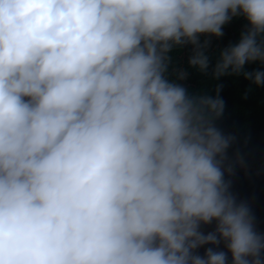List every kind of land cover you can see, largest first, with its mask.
Wrapping results in <instances>:
<instances>
[{
	"label": "clouds",
	"instance_id": "clouds-1",
	"mask_svg": "<svg viewBox=\"0 0 264 264\" xmlns=\"http://www.w3.org/2000/svg\"><path fill=\"white\" fill-rule=\"evenodd\" d=\"M241 16L212 76L264 86L244 70L264 64V0H0V264H264L225 179L222 86L167 76L187 46L207 75L210 37Z\"/></svg>",
	"mask_w": 264,
	"mask_h": 264
},
{
	"label": "trees",
	"instance_id": "trees-1",
	"mask_svg": "<svg viewBox=\"0 0 264 264\" xmlns=\"http://www.w3.org/2000/svg\"><path fill=\"white\" fill-rule=\"evenodd\" d=\"M247 21L241 17H235L223 27L226 33L219 39L211 40V45L207 49L210 57V67L208 74L201 73L198 69L189 67L188 58L191 54V47L174 48L169 54L171 63L168 68L167 76L170 80L183 84L191 95H215L218 85L222 86L220 96L225 102V110L217 121L216 126L226 135L231 134L236 137V141L228 149V162L234 164V174L229 176L225 174V179L231 181L230 191L239 201H246L255 216L257 231L264 233V203H258L257 197L262 196L264 202V181L262 174L258 170V162L255 161L254 150H259L260 160L264 165V124L261 127L249 129L250 126H256L258 120L257 112L264 108V86H256L250 80L241 75H226L220 79H214L212 76V67L219 59V52L229 44L239 41L241 32L246 28ZM224 32V31H223ZM206 37H201L203 41ZM186 70L187 79L177 80L179 70ZM245 71L255 70L264 71V64L260 62L248 63L245 65ZM253 114L247 124L243 121L242 111ZM249 130L250 135L247 133ZM239 153L244 160V166L235 165L236 154ZM261 192V193H260ZM252 199H249L251 198ZM249 199V200H248ZM214 222L211 225H202V230L207 233L214 229ZM212 247L205 245L198 249L200 255H203L205 248ZM221 250H225L223 244ZM229 264H231V254L229 253Z\"/></svg>",
	"mask_w": 264,
	"mask_h": 264
},
{
	"label": "rangeland",
	"instance_id": "rangeland-1",
	"mask_svg": "<svg viewBox=\"0 0 264 264\" xmlns=\"http://www.w3.org/2000/svg\"><path fill=\"white\" fill-rule=\"evenodd\" d=\"M224 31V33H226V31L227 30H223ZM214 38H217V37H210V39L211 40H214ZM217 39H219V38H217ZM252 114H253V110H252V112L250 113H244L243 111H242V116H243V121H245L247 124L249 123V119H250V117L252 116ZM256 118H257V120H258V122H257V124H256V126H254V127H252V126H250V128L249 129H253V128H257V127H261L263 124H264V108H262V109H260L258 112H257V116H256ZM247 133L249 134V136H251L250 135V132H249V130H247ZM259 150H254V155H255V161L256 162H258L259 164V166H258V170L261 172V174H262V179H263V181H264V165H263V163L261 162V160H260V155H259ZM262 192H264V189L262 190ZM261 193V192H260ZM249 199H252V197L251 198H249ZM248 199V200H249ZM257 201H258V203H264L263 202V200H262V196L261 195H259L258 197H257ZM244 202H246V201H244ZM203 226H205V225H203Z\"/></svg>",
	"mask_w": 264,
	"mask_h": 264
}]
</instances>
